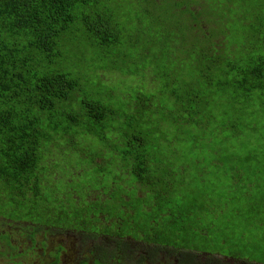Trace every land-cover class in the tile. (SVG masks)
<instances>
[{
    "label": "trees",
    "instance_id": "trees-1",
    "mask_svg": "<svg viewBox=\"0 0 264 264\" xmlns=\"http://www.w3.org/2000/svg\"><path fill=\"white\" fill-rule=\"evenodd\" d=\"M141 4L140 17L132 18L99 8L97 0H0V197L24 211L16 216L10 209L0 210L1 216L36 228L95 231L99 205L92 197L103 193L105 186H98L99 178L82 195L69 187L67 192L84 197L78 209L60 204L64 202L51 188V180L77 179L90 165L110 175L107 161L131 155L121 152L123 147L141 141L139 160L160 156L141 187L171 202L158 222L174 234L170 239L164 232L163 239L172 242L182 224L191 228V222L182 223L188 220L183 209L190 200L186 167L175 164L167 149L185 141V125L195 120L197 110L182 99L187 95L178 91V80L167 75L173 57L168 50L180 39L207 86L211 81L215 85L217 72L221 83L236 85L245 94L264 90V0H142ZM232 18L243 35L234 49L249 52L246 62L228 58L224 51ZM132 23L147 47L132 39ZM191 23L205 26L204 38L194 33ZM150 49L155 51L151 57ZM131 54L136 61L127 59ZM149 67L156 82L159 75L154 72L161 68L160 84L140 78ZM108 74H127L136 83L127 89L106 86L103 75ZM161 92L172 98L177 114L176 108L165 107L164 100L154 102ZM191 99L195 106V98ZM164 122L179 129L167 133L161 128ZM164 138L166 145L160 143ZM101 143L105 145L96 147ZM59 147L61 155L54 153ZM97 159L108 165L96 163ZM194 179L202 188L205 176L199 173ZM193 201L203 215L207 207L203 198ZM137 206L121 210L120 222L108 231H148L155 215L142 208L133 215Z\"/></svg>",
    "mask_w": 264,
    "mask_h": 264
},
{
    "label": "rangeland",
    "instance_id": "rangeland-1",
    "mask_svg": "<svg viewBox=\"0 0 264 264\" xmlns=\"http://www.w3.org/2000/svg\"><path fill=\"white\" fill-rule=\"evenodd\" d=\"M119 1L97 0V6L99 8L108 7L114 13H124L132 18L140 17L142 0ZM194 7V5L190 6V10L193 11ZM137 11L139 12L137 13ZM130 27L132 28V39L141 46L147 47L141 41L143 38L140 34L133 32V23ZM191 28L194 33L197 32L204 38L206 31L204 25L199 24L196 28L191 23ZM241 31L239 23L232 18L229 22L224 51L228 58L234 57L240 62L241 60L246 62L249 52H237L234 49L238 39L243 38ZM226 33L223 34V38ZM176 41L172 50H168L173 57L167 65L166 72L171 81L178 80V91H184L189 96L182 97L184 102L197 110V114L194 116L195 120H191L189 124L185 125V141L183 139L179 145L167 149L175 164L186 167L184 176L189 181L190 200L187 201L188 207H185L183 212L192 226L190 229H185L182 238L186 245H191L184 249L195 250L194 244V247L200 249L199 251L216 252L221 255H230L236 260L264 264V90H254L245 94L236 85L221 83L217 72L214 75L215 85L211 81V84L207 86L200 77L198 66L191 62V58L185 52V46H182L180 39H176ZM126 47L134 49L131 44H126ZM154 54V49H150L149 56ZM92 57H94L93 53ZM127 59L134 62L136 55L132 56L131 54ZM108 64L110 65V63ZM154 74L159 75L157 82L153 79L151 67L146 69V75L141 73L140 78L144 83H149L152 80L150 85L160 84L162 82L161 68L158 67ZM103 76L106 80L104 84L110 87L119 85L127 89L129 85L133 86L136 83L134 77L127 74ZM191 98H195V106ZM163 100L166 108H176L172 98L164 92L158 93L154 102ZM173 113L177 114L178 109L176 108ZM161 128L172 134H175L179 129L178 126L167 122H164ZM197 135L200 136V139ZM160 143L168 144L165 138ZM104 145L101 143L96 147L100 148ZM54 153L61 155V148L59 147ZM109 153L110 151H107V154ZM106 161L100 162V164L109 163L110 175L99 173L96 165H90L80 176H77V179L56 180L57 184L51 180V188L58 192L61 201L64 202L60 204L65 208L71 206L78 209L85 203L84 197L71 194L67 190L71 186L76 190L75 193L82 195L86 188L94 187L96 178H99L101 182L98 186L105 185L103 188L105 194L111 186L110 182L116 176H120L119 172L121 171L118 166V155L110 162ZM199 173L205 176L202 188L194 179L195 175ZM106 175L109 177V181H107ZM133 192L134 190L126 191L122 185L115 182L112 194L113 198L122 194L130 197ZM202 198V204L207 206L203 215L193 201ZM7 201L5 196L0 197V210L10 209L11 215L16 216L23 214L24 211L12 200H9L12 201L9 205ZM75 201L77 204H74ZM104 209L108 212V217L114 218L109 203ZM138 209L140 208H133V215ZM150 212L155 215V220H153L155 225L152 224V227H148L156 231L160 219L159 212L153 209ZM144 225L147 226L148 222H145ZM58 229H60L59 226L47 229L45 234L68 233ZM88 229L94 231L91 227ZM128 232L133 238L137 236L136 229L130 228ZM110 233L112 232L110 231ZM168 236L170 237L169 233ZM56 238H49L47 242L54 241Z\"/></svg>",
    "mask_w": 264,
    "mask_h": 264
},
{
    "label": "flooded vegetation",
    "instance_id": "flooded-vegetation-1",
    "mask_svg": "<svg viewBox=\"0 0 264 264\" xmlns=\"http://www.w3.org/2000/svg\"><path fill=\"white\" fill-rule=\"evenodd\" d=\"M140 143L132 141L123 147L121 152L132 154L121 156L118 160L120 176L110 182L111 186L105 194L100 192L99 196L92 197V201L99 205L94 219L95 231L66 228L62 230L68 233L47 235L45 230L48 228L45 226L36 228L29 222L14 221L0 215V264H261L236 260L230 255L216 252L199 251L194 246L195 250L187 251L184 248L189 245L182 238L185 231L183 224L177 232V238L170 243L163 239L164 232L169 233L171 239L174 231H164V226L159 222L156 231L151 228L148 231L136 230L137 236L134 238L130 233H110L109 227L120 222L119 211L123 209L129 210L131 206L138 205L145 211H158L160 217L164 209L169 210L170 201L156 197L141 187L144 175L149 174V170H156L160 156L139 160L144 150ZM95 162L103 161L97 159ZM115 182L126 191L134 190L133 194L130 197L122 194L113 198ZM108 203L110 206L118 205L117 209L111 211L114 218L108 217V212L101 209ZM182 223L188 224L190 221L183 220ZM52 237L57 238L47 242Z\"/></svg>",
    "mask_w": 264,
    "mask_h": 264
}]
</instances>
